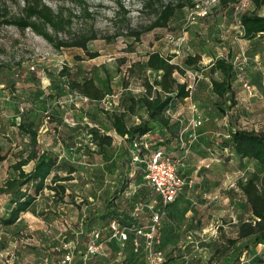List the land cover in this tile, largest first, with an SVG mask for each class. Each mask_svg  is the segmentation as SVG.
<instances>
[{"label": "rangeland", "instance_id": "374dc122", "mask_svg": "<svg viewBox=\"0 0 264 264\" xmlns=\"http://www.w3.org/2000/svg\"><path fill=\"white\" fill-rule=\"evenodd\" d=\"M44 1L56 10L62 6L82 14V8L70 0ZM85 1L95 19L86 22L76 18L72 28H88L94 22L98 38L88 47L98 52L95 58H89L80 47L55 49L29 28L21 31L0 24V145L8 154L7 160L0 164V185L5 172L11 174L10 165L18 159L19 145L25 138L15 125L21 114L35 121L42 147L59 156L60 166L54 172L65 175L71 166L77 169L73 179L64 182L66 195L62 201L54 191L45 189L25 221L12 226L0 222V252L14 253L23 264L43 257L58 261L68 242H73V250L79 243L84 247L80 231L86 216L102 211L118 179L124 143L115 136L104 153H97L88 129L98 124L102 131L108 130L101 121L103 104L86 101L83 95L71 90L66 79L59 75L65 66L81 80L92 76L94 67L108 64L114 69L125 58L126 64L112 82L115 91H122L117 105L120 108L124 97L139 96L137 87L142 84L143 72L155 76L138 65L129 71L131 64L144 61L150 51L178 50L173 62L182 66L186 55L201 54L199 65L187 67L186 73L197 72L202 80L206 74L203 68L212 61L210 57L244 52L249 57L245 71L248 87L239 80L236 82L238 105L228 108L221 103L211 93L209 80L204 79L203 87L196 90L193 98L198 113L205 118L197 138L186 149L166 148L176 156L178 171L190 184L180 191L153 243L142 238L139 246H134L112 238V229H105L108 222L100 217L101 213L90 228L101 229L110 238L104 243L103 251L91 256L89 264H149V256L157 251L163 252L164 264H228L235 251L230 238L237 237L240 222L251 217L239 184L248 177L260 182L264 173V166L239 160L229 154V149L222 148V141L228 139L227 133L233 126L264 128V57L262 61L257 59L255 43L241 38L243 28L239 23L240 14L251 9V4L248 0H229L226 5L219 0H193L195 7L179 9L167 27L145 31L137 41L127 35L128 27H122L119 0ZM120 1L130 11L127 25L130 28L143 30L153 20L150 9H142L145 0ZM172 36L176 41L182 37L185 40L178 46L171 41ZM257 47L264 51V44ZM176 76L181 77L178 73ZM129 86L131 89H126ZM47 111L51 118L46 121ZM66 118H73L77 125L68 124ZM178 118L181 119H174L181 124L187 122L186 116ZM128 121L136 122V115H129ZM151 138L152 135L147 137V141L151 142ZM31 168V164L25 166L27 171ZM128 172L130 185L117 204L128 206L131 216L128 221L135 217L137 224H146L152 210L148 206L154 202L157 209L160 200L136 164ZM47 182L51 183V177ZM136 199L147 202L148 206L133 214L130 203ZM9 201L5 194L0 195V217L9 216ZM243 242L240 240L236 245ZM211 258L213 263H209Z\"/></svg>", "mask_w": 264, "mask_h": 264}, {"label": "trees", "instance_id": "16d2710c", "mask_svg": "<svg viewBox=\"0 0 264 264\" xmlns=\"http://www.w3.org/2000/svg\"><path fill=\"white\" fill-rule=\"evenodd\" d=\"M70 1L77 3L82 8V14L77 15L71 8L62 6L56 10L44 0H0V24L14 26L21 31L29 28L46 39L55 49L80 47L89 58H95L99 55L98 52L91 51L88 47L91 41L98 38L94 22L88 28H77L76 30L72 28L76 18H83L86 22L94 20V12L90 11L85 0ZM228 1L219 0L224 5ZM195 5L193 0H166V2L164 0H145L142 9L149 8L154 18L143 30L127 26L130 22V11L120 0L118 1V16H121L122 27H128L127 35L138 41L145 31L167 27L179 9L193 8ZM239 23L243 28L241 38L255 43L254 50L255 53H258L260 49L257 46L264 44V0H251V9L240 14ZM174 57L175 54L164 55L160 51H152L148 53L144 61L131 64L129 71L138 65L146 71L155 73V76L152 78L143 72L141 85L144 87V91L139 96L124 97L120 108L116 106L112 110L105 108L101 110V121L107 126V131H102L98 124H94L88 129L91 141L99 154L104 153L106 148L113 144L115 136L121 138L124 145L120 156L118 179L110 196L105 199L102 211L88 214L83 223L84 227L80 234L84 247H80V243L75 247V263L82 261L87 247L92 242V232L100 231L101 236L98 243L106 242L105 239L108 236L104 234L103 230L90 229L91 223L99 213H101L100 217L108 222V225L117 222L121 227L130 229V239L127 242L132 245H134L132 243L133 230L144 225L137 224L135 217H133V221H128L131 217L128 212L129 208L128 206H124V208L119 206L117 199L125 193L130 185L128 170L133 164L137 165L144 178L142 165L133 162L132 153L135 142H148V147L142 146L139 150L142 155L163 149L176 158L173 152L166 148H181L179 132L182 124L179 120L166 115V112L175 107L178 100L188 97L187 83L181 82L176 74L183 76L187 67H197L202 58L200 54H188L185 56L182 66L173 62ZM125 64L126 59L122 58L114 69L108 64L96 66L92 70V76L81 80L75 78L66 66L59 75L66 79L71 90L88 97L91 103L100 102L115 91L112 82ZM216 73L221 74V79L214 76ZM208 75L211 79L212 92L220 102L227 104L228 108L238 105L236 71L229 56H215ZM129 115H136L138 120L129 123ZM15 125L18 132L25 138L19 145L21 149L17 152L18 159L10 165L11 174L0 185V195L5 194L11 205L9 216L0 217V222L4 225H12L17 222L23 213L32 208L38 196L45 189L54 191V195L62 201L66 195L64 182L72 180V174L77 170L75 166H71L65 175L54 172L60 166L59 156L42 148L38 138V129L33 119L21 114L19 122H16ZM147 135H152L151 142L144 139ZM227 136L228 139L222 141V148L229 149L231 156L264 166V128L257 130L233 126ZM7 158L8 154L4 153L3 147L0 145V164ZM30 164L32 168L27 171L25 166ZM50 177L51 183H48L47 180ZM239 189L249 207L251 217L242 220L238 225L237 237L230 238L229 242L235 246V251L228 264H264V249L262 253L257 251L259 245L264 246V173L260 182H257L254 177H248L239 184ZM152 191L160 200V206L157 208L159 209L163 206L162 200L153 189ZM173 203L167 207L165 216ZM146 204L147 202H142L140 199L133 200L130 203V206L133 207V214L137 205L145 207ZM240 240L244 242L241 245H236ZM247 256L248 262L245 263L242 258ZM92 258L89 256L88 264ZM209 263H213L212 258L209 259Z\"/></svg>", "mask_w": 264, "mask_h": 264}, {"label": "built area", "instance_id": "2783aa9c", "mask_svg": "<svg viewBox=\"0 0 264 264\" xmlns=\"http://www.w3.org/2000/svg\"><path fill=\"white\" fill-rule=\"evenodd\" d=\"M247 1V0H246ZM251 4V0H248ZM185 37L176 39L172 36L171 41L181 46ZM230 62L233 64L236 71L237 81L243 82L245 87H248L245 82V71L249 64V57L244 52L232 54L229 56ZM32 70L34 67L31 68ZM200 80V74L194 71H188L182 76V82L187 83L188 98H193L197 90V86ZM126 89H131L129 86ZM144 87L139 85L137 92L142 93ZM122 91H114L112 94L104 97L100 102L106 110H112L119 104ZM86 101H89L88 97L82 96ZM169 112V110H168ZM190 116L187 118V122L183 123L179 132V144L181 149H186L196 138L198 129L201 128L205 122L204 116L198 113L197 105L192 104L190 106ZM50 119V112H46V121ZM66 121L70 125H77V122L73 118H66ZM142 146L148 147V142H135L133 150V162L142 165L144 169V180L149 186L157 193L162 200V207L154 209V202L149 206L152 209V215L150 220L139 228L133 230L134 237L132 243L134 246H139L142 238H145L148 243H153L163 218L166 214L167 207L173 203L180 191L187 185L189 181L186 180L178 171L177 159L172 156L171 153L166 152L163 149H158L151 154H140L139 150ZM143 205H137L136 211L142 209ZM112 237L117 238L121 242H127L130 239V229L121 227L117 222H112ZM92 242L87 247L85 255L82 257L80 263H75V249L73 250V242L64 244L65 253L58 261H51L46 257L37 258L31 261H27L23 264H88L89 256L98 254L103 251V242L98 243V239L101 236L100 231H94L91 233ZM75 248V247H74ZM153 257V258H152ZM17 257L12 252L3 251L0 252V264H18L16 262ZM149 264H163L164 256L162 251L155 252V255H150L148 258Z\"/></svg>", "mask_w": 264, "mask_h": 264}, {"label": "crops", "instance_id": "0c3cea01", "mask_svg": "<svg viewBox=\"0 0 264 264\" xmlns=\"http://www.w3.org/2000/svg\"><path fill=\"white\" fill-rule=\"evenodd\" d=\"M241 34H242V32H241ZM155 51V50H154ZM157 51H159V50H157ZM150 52H152V51H150ZM149 52V53H150ZM161 52V51H160ZM162 54H164V55H169V54H176L175 55V57L173 58V59H175V58H177L178 56V53H179V51L178 50H175L174 51V49L173 50H171L170 51V53L169 52H167V53H165V52H161ZM201 55V54H200ZM215 57V56H214ZM214 57H210V59H209V61H211L209 64H207V66L205 67V68H203V70H205V72H206V74H204V79H208L209 80V88L211 89V93L212 94H214L213 92H212V84H211V79H210V76L208 75V70H209V68H210V66L212 65V63H213V61H214ZM255 57L258 59V58H261V61H262V57H264V51H261V50H259L258 51V53L255 55ZM216 75H217V78L218 79H221V74H219V73H216ZM180 81L182 80V75H181V77L180 78H178ZM203 79V80H204ZM203 80H202V77L200 76V80H199V83H198V86H197V89H199V88H202L203 87ZM182 82V81H181ZM197 95V91H196V93H195V95H194V100H195V96ZM193 98H188V97H186V98H184V99H181V100H178L177 102H176V105H175V107H173V108H175V109H173V108H171V109H169V112L167 111L166 113H169V116H171L172 118H177V119H181V118H178L179 116H181V117H184V116H186L187 118L190 116V106L192 105V104H195V102L193 101ZM195 105H197V104H195ZM197 107H198V105H197ZM172 110V113L170 114V111ZM138 120V119H137ZM204 125V124H203ZM118 137V136H117ZM147 137H149L148 135L147 136H145V138L144 139H146L147 140ZM121 139V138H120ZM122 140V139H121ZM43 148V147H42ZM44 150H48V149H45V148H43ZM49 151V150H48ZM9 175L5 172V175L3 176V178L1 179L2 180V183H1V185L5 182V180H6V178L8 177ZM4 179V180H3ZM145 181V180H144ZM174 204V203H173ZM125 206V205H124ZM124 206H122V208H124ZM171 206L172 205H170V207L168 208V211H167V213L169 212V210H170V208H171ZM29 214V212H26V213H23L21 216H20V218L17 220V222H15L14 224H12V225H17V224H19L21 221L23 222V221H25V217L27 216ZM11 225V226H12ZM108 227H109V229H112L111 228V225H108ZM108 227H106L105 229H107ZM112 231V230H111ZM111 237H112V233H111ZM109 238H110V236L109 237H107L105 240H106V242L109 240ZM112 238H114V237H112ZM115 239H117V238H115ZM118 240V239H117ZM263 249H264V246L263 245H259L258 247H257V251H258V253H262L263 252ZM246 258V259H245ZM242 260H243V262H245V263H247L248 262V256L247 257H244V258H242ZM16 262L18 263V264H21L20 262H19V260H18V258H17V260H16Z\"/></svg>", "mask_w": 264, "mask_h": 264}]
</instances>
